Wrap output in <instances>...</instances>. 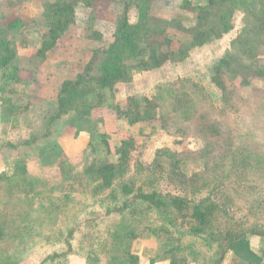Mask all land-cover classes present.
I'll return each instance as SVG.
<instances>
[{
    "label": "rangeland",
    "instance_id": "rangeland-1",
    "mask_svg": "<svg viewBox=\"0 0 264 264\" xmlns=\"http://www.w3.org/2000/svg\"><path fill=\"white\" fill-rule=\"evenodd\" d=\"M59 1L74 20L41 55L45 7ZM88 1L0 0V40L15 52L0 64V264H119L127 251L157 264L175 246L185 264H262L243 245H264V0ZM127 8L138 30L128 78L84 87L53 120L63 83L114 42ZM105 163L116 179L97 193L85 170ZM140 191L189 205L157 209ZM202 203L216 210L199 234Z\"/></svg>",
    "mask_w": 264,
    "mask_h": 264
},
{
    "label": "trees",
    "instance_id": "trees-1",
    "mask_svg": "<svg viewBox=\"0 0 264 264\" xmlns=\"http://www.w3.org/2000/svg\"><path fill=\"white\" fill-rule=\"evenodd\" d=\"M80 1L86 3L87 6L91 5L88 0ZM223 1L228 2V0ZM127 10L128 8L125 11L122 24L115 35L114 42L108 47V49L96 52L94 59L86 67L85 72L77 77V80L66 81L63 83L58 96V111L55 113L53 120L59 119L71 109L76 108V103L83 99V96L86 95L85 92H82L84 91V87L94 84L100 89L112 88L117 81L128 78L130 70L125 65V63L127 60L137 57L135 47L138 44V30L129 23ZM72 13V7L67 6V3L62 1L57 3H49L46 5L43 16L50 26V31L49 41L46 44L44 50H42L41 55H44L46 50L51 49L56 45L62 30L67 28L74 20V17L71 16ZM21 24L22 23L16 19L9 24L8 28L13 31L20 27ZM11 47V41H9L7 38H1L0 52L5 53L2 59H0V64L3 67H8L14 60L15 52H13ZM99 53H104L105 59L100 66L99 76L93 77L91 73ZM84 114L90 115L91 110H86L83 115ZM102 142H104L108 154L111 155V145L108 141L107 134L103 135ZM121 143V161L123 164H127L130 161V149L132 148V142L128 139L122 141ZM117 169L118 166L116 163H105L92 165L85 170V173L93 181L99 182L98 186L96 187V192L102 193L112 188L116 179ZM125 189L126 191L130 192L128 188ZM136 199L143 203H148L157 209H165V211H167L168 206H172L179 210H184L189 205L188 201L181 197L170 196L168 198H164L157 193H144L141 191L136 195ZM215 210V206L207 204L205 205V203L197 205L194 208V217H196L198 223H200V228L196 229L197 233L202 234L205 231V227L209 223V216L213 215ZM231 248L233 247H223L220 259L218 261L219 263H221L222 259H224L227 250L231 251ZM178 250V246L167 250L165 252L164 259L160 262L163 264H185L184 262H179V260L176 258ZM239 258L236 257L233 264H240L238 261ZM124 260L126 264H139L140 261L139 256L133 255V252L131 251L125 252ZM150 263L154 264V261L152 260Z\"/></svg>",
    "mask_w": 264,
    "mask_h": 264
},
{
    "label": "crops",
    "instance_id": "crops-1",
    "mask_svg": "<svg viewBox=\"0 0 264 264\" xmlns=\"http://www.w3.org/2000/svg\"><path fill=\"white\" fill-rule=\"evenodd\" d=\"M250 241H248V243H244L245 246L243 245L244 249H243V252H244V256L243 257H248L250 258L249 261L252 262V261H257L256 257H261L262 259H264V248L262 246L263 243L260 241V238L259 237H254V238H249ZM254 243V244H253ZM235 246H238V245H235ZM241 246V245H240ZM237 248V247H236ZM239 249V247H238ZM236 251V249H235ZM237 252V251H236ZM240 256V255H239ZM241 258V257H240ZM247 258V260H248ZM242 259V258H241ZM244 259V258H243ZM242 259V260H243ZM252 259V260H251ZM255 259V260H254ZM246 260V259H244ZM141 264H151L150 263V260H148L147 258L143 259L142 258V262ZM157 264H163L162 262H158ZM264 264V260H263V263Z\"/></svg>",
    "mask_w": 264,
    "mask_h": 264
}]
</instances>
